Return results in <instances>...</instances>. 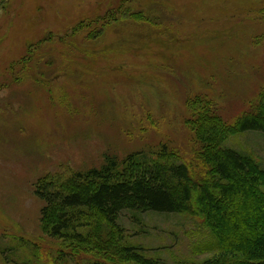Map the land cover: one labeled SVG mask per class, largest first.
Here are the masks:
<instances>
[{
  "label": "rangeland",
  "instance_id": "obj_1",
  "mask_svg": "<svg viewBox=\"0 0 264 264\" xmlns=\"http://www.w3.org/2000/svg\"><path fill=\"white\" fill-rule=\"evenodd\" d=\"M122 2L143 12L144 22L124 17L88 50H67L68 59L46 85L13 82L9 66L30 45L102 17ZM263 90L264 0L0 4V264L32 258L30 246L13 249L18 239L34 246L42 264L55 254L58 241L41 230L43 204L34 196L40 178L98 169L105 155L155 157L163 146L190 166L197 151L193 100L209 104L230 126ZM226 145L264 166L260 134H237ZM139 220L132 225L123 214L120 224L127 241L149 258L199 263L216 253L198 217L147 214Z\"/></svg>",
  "mask_w": 264,
  "mask_h": 264
},
{
  "label": "trees",
  "instance_id": "obj_2",
  "mask_svg": "<svg viewBox=\"0 0 264 264\" xmlns=\"http://www.w3.org/2000/svg\"><path fill=\"white\" fill-rule=\"evenodd\" d=\"M127 5L122 2L102 17L79 21L65 33H49L10 64L9 76L15 83L46 85L60 62L68 59L67 50L93 46L124 17L144 22V13ZM193 101L189 113L197 143L194 164L173 159L163 146L155 157L105 155L98 169L47 174L37 181L34 196L43 204L41 230L58 241L55 254L43 264H167L127 241L120 224L123 214L132 225L147 214L200 218L216 253L199 263L174 264H264V166L251 154L226 145L237 134L264 137V90L254 108L230 126L211 113L209 104ZM16 242L17 253L29 246L33 251L32 258L17 264H42L32 244Z\"/></svg>",
  "mask_w": 264,
  "mask_h": 264
}]
</instances>
